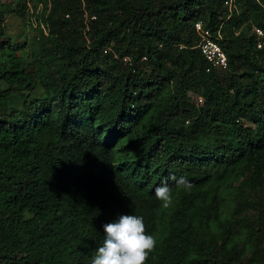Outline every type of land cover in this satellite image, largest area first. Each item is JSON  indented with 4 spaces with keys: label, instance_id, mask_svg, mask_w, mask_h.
<instances>
[{
    "label": "trees",
    "instance_id": "obj_1",
    "mask_svg": "<svg viewBox=\"0 0 264 264\" xmlns=\"http://www.w3.org/2000/svg\"><path fill=\"white\" fill-rule=\"evenodd\" d=\"M30 4L28 62L6 35L14 9L0 5V264H91L122 214L157 241L145 264H264V0H19L15 11ZM198 22L219 33L225 68L197 48Z\"/></svg>",
    "mask_w": 264,
    "mask_h": 264
},
{
    "label": "clouds",
    "instance_id": "obj_2",
    "mask_svg": "<svg viewBox=\"0 0 264 264\" xmlns=\"http://www.w3.org/2000/svg\"><path fill=\"white\" fill-rule=\"evenodd\" d=\"M177 187L187 185L184 177H171ZM171 188L167 182L155 189L158 200L167 202L171 199ZM104 239L91 259V264H145L149 254L157 246L153 235L146 233L142 216L120 215L116 222L103 225Z\"/></svg>",
    "mask_w": 264,
    "mask_h": 264
},
{
    "label": "rangeland",
    "instance_id": "obj_3",
    "mask_svg": "<svg viewBox=\"0 0 264 264\" xmlns=\"http://www.w3.org/2000/svg\"><path fill=\"white\" fill-rule=\"evenodd\" d=\"M19 0H0V5H9L8 7L14 9L13 12H9L5 18V31L6 35L12 39V43L15 44L18 55L21 56L24 60L27 62L29 61V52H30V41L31 38L36 35V32L33 30V26L31 24H34V21H31L30 19V14L34 12V9L32 5L30 4V7L26 9L25 14L23 13L22 15H18L15 10H18L19 8L16 6L17 2ZM229 9H233V5L231 7L228 6ZM207 20V15L206 17ZM201 19V21L203 20ZM32 22V23H31ZM185 30V29H183ZM190 100L196 105V106H201L202 105V98L200 96H197L196 94H189ZM201 99V100H200ZM234 188L236 189L237 193L240 194L241 198L245 197L247 204H250L254 201V199L259 198L262 201H264V188L262 190V193H259V195L255 198L253 197L252 193L248 188H240L239 184L236 183L234 185ZM232 203L233 206V201L230 198L228 200V210H229V205ZM231 208V207H230ZM248 206L244 209V212L248 211L250 215L254 214L256 210H248ZM242 211V209H241ZM240 211V212H241ZM240 228H237L236 232L238 233Z\"/></svg>",
    "mask_w": 264,
    "mask_h": 264
},
{
    "label": "built area",
    "instance_id": "obj_4",
    "mask_svg": "<svg viewBox=\"0 0 264 264\" xmlns=\"http://www.w3.org/2000/svg\"><path fill=\"white\" fill-rule=\"evenodd\" d=\"M195 33L198 37L197 48L200 50L202 56L215 68H225L227 65V57L217 39L219 33L215 36L209 29L204 27L200 22L194 25ZM259 38H262L263 33L259 29H254ZM264 41H260L258 47H262ZM201 100V99H200Z\"/></svg>",
    "mask_w": 264,
    "mask_h": 264
}]
</instances>
